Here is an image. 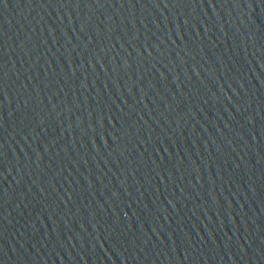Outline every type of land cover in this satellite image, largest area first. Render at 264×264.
<instances>
[{"label":"water","instance_id":"obj_1","mask_svg":"<svg viewBox=\"0 0 264 264\" xmlns=\"http://www.w3.org/2000/svg\"><path fill=\"white\" fill-rule=\"evenodd\" d=\"M0 264H264V0H2Z\"/></svg>","mask_w":264,"mask_h":264},{"label":"snow or ice","instance_id":"obj_2","mask_svg":"<svg viewBox=\"0 0 264 264\" xmlns=\"http://www.w3.org/2000/svg\"><path fill=\"white\" fill-rule=\"evenodd\" d=\"M0 2H2V0H0Z\"/></svg>","mask_w":264,"mask_h":264}]
</instances>
